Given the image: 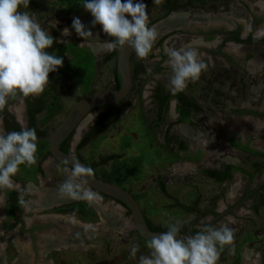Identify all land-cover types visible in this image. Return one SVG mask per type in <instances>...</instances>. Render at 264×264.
Returning <instances> with one entry per match:
<instances>
[{
    "label": "flooded vegetation",
    "instance_id": "flooded-vegetation-1",
    "mask_svg": "<svg viewBox=\"0 0 264 264\" xmlns=\"http://www.w3.org/2000/svg\"><path fill=\"white\" fill-rule=\"evenodd\" d=\"M233 1L162 0V16L165 15V18L170 13L176 12L174 15L180 16L179 22L175 25L164 24L168 27L166 26L167 28L158 34L152 52L146 57L147 60H135L132 50L130 56L132 84L128 95L116 103L100 105L97 108H102L103 111L108 107L123 109L135 97L139 99L146 97L150 114L149 118L145 119V124L148 131L158 137L161 148L176 157L183 166L198 169L205 177L220 185L216 194L205 200L206 203L203 205L199 204L202 198L200 194H196L188 204L178 201L176 205L185 212H192L194 217L175 223L181 225L180 230L192 233L187 236L195 235L205 228H218L226 224L233 230L234 239L221 251L217 264H264V129L254 128L252 125V120L256 118L259 122L264 120V108L236 106L230 113L240 119L234 123V126L231 125L228 134L224 129L225 122H222L225 142L222 145L210 137V130L207 127L201 125L196 128L192 125L195 118L200 115L203 118L205 108L210 109V97L214 99L211 96L213 93L219 94L220 97L223 95L222 89L214 88L217 85L222 86V83L212 80L210 67L214 66L219 70L223 66L221 71L229 73L231 81L236 80L232 87L239 92L234 90V94L239 93L240 96H244L247 87L248 57L256 55L264 58V7L260 13L250 11L248 17L210 16L213 14L210 9H222ZM235 2L244 10L249 9L247 0ZM172 15L165 19L168 20ZM158 19H149V26ZM49 32L54 38V44L46 51L59 57L63 55V62L66 61L67 41L58 38L57 29L51 28ZM167 38H170L171 46L175 49L188 47L195 49L198 58L207 65L198 81L189 82L187 88L176 95L172 94L171 86L167 87V81L164 80L166 78L170 80L172 75V69L167 63L169 58L164 50V41ZM248 43L254 45L259 43L261 47L248 50ZM62 45L65 48L62 49ZM110 52H114L111 57L115 56L116 69V49L107 52L102 59ZM261 69V72H264V64ZM70 79L69 71L60 67L56 72L50 73V84L44 93L10 99L3 110H0V134L20 131L23 125L34 128L38 139L46 138V129L37 124V117L48 109L50 103L57 102L69 92ZM259 79L253 87L257 88L262 96L264 80L262 76ZM114 80L115 76L109 88H114ZM80 96L82 95L76 99ZM237 99L235 98V101ZM242 115L249 119H242ZM262 126L264 127V124ZM249 129H253L251 134H248ZM74 130L69 133L70 137L67 141H63L64 137L60 143H64L66 148L65 150L62 148L64 151L80 157L76 145L88 128L81 134L74 148H71ZM199 130L200 136L203 137L200 140H198ZM211 145L219 147V150H213V147L210 148ZM48 158L56 160L49 152V145L47 150L36 158L35 163L37 176L44 180V185H49L41 189L45 193L36 194L30 182L17 173L13 177V189H0V264H14L13 261H16V264H30V261L34 264H49L48 253H53V250L66 246L81 251L87 245L90 247L98 244L88 240L86 233L83 232L86 228H91L94 222L97 223L96 219L81 221L79 219L81 215L78 218L75 215L66 217L62 213L63 208L58 212L45 211L55 205L52 196L50 197L49 183L54 176H47L48 168L44 166ZM210 159L217 161L211 163ZM184 175H182L183 179ZM157 180L159 185L160 181L163 183L161 178ZM21 194L28 203L27 208H22L18 204V197ZM55 220L68 224L70 229H62L64 225H57L59 223ZM74 220L76 223H73ZM112 221V218L108 220L109 223ZM22 252L24 255H21ZM50 257L53 264V254Z\"/></svg>",
    "mask_w": 264,
    "mask_h": 264
},
{
    "label": "rangeland",
    "instance_id": "rangeland-1",
    "mask_svg": "<svg viewBox=\"0 0 264 264\" xmlns=\"http://www.w3.org/2000/svg\"><path fill=\"white\" fill-rule=\"evenodd\" d=\"M235 1L237 0L222 9H210L211 14L213 13L210 16L248 17L250 11L257 13L263 11L264 0L257 2L247 0L248 10H244ZM76 2H72V0H57L53 2L30 0L29 8L21 7V11H26L29 15L34 16L48 31L51 29L48 28V25L53 22L56 23L54 29L59 32L58 38L67 41L68 58L63 62L61 68L69 71L71 75L69 92L57 102L50 103L48 109L37 117V124L46 129L47 137L37 140L38 150L36 158L40 157L44 150H47L50 133L75 99L91 90L109 87L114 78L115 56L107 60L102 59L107 52L111 51L106 47V42L85 41L72 28L73 18H79L84 9L82 7L83 0H77ZM134 2H143L147 5L149 19L159 18L154 24L152 23L149 26L155 27L158 34L168 27L164 25L166 24L164 23L166 21L165 18L176 13L172 12L164 18L165 15L162 16V0L158 4L154 3V0H134ZM225 12L227 13L225 14ZM65 28L70 30V36H63L62 33ZM171 44L170 38L165 39L164 50L173 48L174 46H171ZM96 45H101V48L97 49ZM259 47H261L259 43L255 45L247 44L248 50ZM134 57L135 60H147V58H138L135 52ZM263 64L264 58L262 57L259 58L256 55L248 57L246 62L247 87L245 88L244 96H240L239 93L237 95L234 94V90L239 92L238 89L232 87L236 80L231 81V75L221 71L223 66L219 70H216L214 66L210 67V76H213L212 80L222 83V86L217 85L214 88L222 89L223 95L221 97L219 94L213 93L211 95L214 99L210 97V109L205 108L203 118L200 115V117L194 119L195 121H192L193 127L199 128L201 125L207 127L210 130L212 139L220 145L225 144L221 124L225 122L224 129L228 134L231 125L234 126V123L240 119L237 115L230 113L236 106L264 108V95L261 96L257 88L253 87L254 83L260 80L259 77L262 76L264 80V72H261ZM250 79L253 81L251 82ZM164 80L167 81L166 86L170 87V80H167V78ZM235 98L238 99L235 101ZM148 109L146 97L140 99L135 97L129 105L122 109L120 115L113 123L79 148L77 152L87 163L96 162L101 156L113 153L114 157L105 163L94 165V171L105 179H113L115 183L129 190L146 215L154 222L168 225L174 221L180 222L191 219L194 214L185 212L176 203L182 201L188 204L196 194H200L202 198L199 204L203 205L206 203L205 200H209L210 196L216 194L215 192H217L216 190L220 185L205 177L198 169L190 167L188 169L183 166L176 157L171 156L161 148L160 144H158V137H155L146 127L145 119L149 118L150 114ZM102 111V108H95L85 115L74 130L71 148H74L81 134ZM225 111L228 114L230 113V115H226ZM241 118L246 119L247 117L242 115ZM252 121L254 128L264 129L262 126L264 120L259 122L256 118ZM252 130L249 129L248 134H251ZM198 133V140L203 139L200 136V130ZM254 142L255 140L253 144ZM210 148L219 150V147L217 148L215 145H211ZM216 156L215 154L214 157ZM214 161L210 159L211 163ZM44 166L48 168L49 173H47V176H54L49 183L51 186L50 197L52 196L55 204L45 211L58 212L63 208L62 213L66 217L75 215L78 218L81 215V218H79L81 221L95 219L98 221L97 223L94 222L91 228H86L83 231L86 233L88 240L98 244L90 247L87 245L81 251L69 249L66 246L62 249L53 250V253H48L50 259L47 261L49 264H52L51 254H53V264H139L141 255H150V250L147 248L149 240L142 238L136 231L129 210L124 204L100 192L103 201L98 205H90L86 201H71L72 199L62 198L59 194V186L67 179L65 169L70 168L52 158H48ZM184 173L187 175H184ZM17 175L30 182L38 195L42 194V192L45 193L41 189L49 186L44 185V180L37 176L35 164L30 166L26 164L20 165ZM182 175H184V179ZM158 178L162 179L165 191L158 184ZM85 186L89 187L87 184ZM93 190L96 191L95 189ZM57 204L58 206H56ZM111 218L113 221L109 223L108 220ZM55 222L59 224L54 223V225H64L62 229H70L68 224L60 220H55ZM135 245H139V250L136 258L132 259L130 258V252ZM21 255H24V253L22 252ZM13 263L16 264V261H13ZM30 264H34V262L30 261Z\"/></svg>",
    "mask_w": 264,
    "mask_h": 264
},
{
    "label": "clouds",
    "instance_id": "clouds-1",
    "mask_svg": "<svg viewBox=\"0 0 264 264\" xmlns=\"http://www.w3.org/2000/svg\"><path fill=\"white\" fill-rule=\"evenodd\" d=\"M159 2L154 0V3ZM29 5L30 0H0V110L17 96L44 93L50 84V73L63 66L61 57L46 51L54 44L50 32L34 16L21 11V7L27 9ZM82 7L94 17L92 26L101 25L103 32L112 38L106 41L109 50L129 46L140 59L152 52L158 33L155 27H149L147 5L143 2L83 0ZM49 27H56V23ZM72 28L85 41L93 36L78 17L73 18ZM62 34L70 36L71 32L65 28ZM166 55L172 69L173 95L183 92L189 82L198 81L207 68L191 47L169 48ZM37 139L36 130L23 125L20 131L0 134V189L14 188L13 177L20 165L36 163ZM72 161V167L65 169L67 179L59 186L60 196L86 201L90 205L100 204L103 201L101 194L85 186L86 178L95 175L94 170L74 156ZM18 204L22 208L28 207L23 194L18 197ZM180 228L179 223H169L166 232L153 237L147 243L150 255H141L139 264H217L221 251L234 239L233 230L226 224L177 239ZM138 250L139 245L133 246L130 258L135 259Z\"/></svg>",
    "mask_w": 264,
    "mask_h": 264
},
{
    "label": "water",
    "instance_id": "water-1",
    "mask_svg": "<svg viewBox=\"0 0 264 264\" xmlns=\"http://www.w3.org/2000/svg\"><path fill=\"white\" fill-rule=\"evenodd\" d=\"M42 1L53 2L57 0ZM79 18L85 25L86 30L90 29L93 33V36L89 38V41L98 42L111 38L103 32L101 25L92 26L94 17L90 12L83 9ZM131 52L132 49L129 46H125L123 48L118 47L116 49V72L119 76V86L117 88L105 87L89 91L76 99V101L59 120L51 132L48 141L49 152L57 161L71 168L73 163L72 158L74 156L81 164L88 167L79 157L71 152L64 151L59 146V143L64 137L77 128L82 119L92 108L112 102L116 103L128 95L132 84L130 71ZM86 179L88 180L87 185L89 187L118 200L127 207L134 228L143 238L150 241L153 237L166 232V230H153L148 227L140 204L133 194L126 188L117 183L102 179L96 175ZM178 235L177 239H184V237H186V235L181 233Z\"/></svg>",
    "mask_w": 264,
    "mask_h": 264
},
{
    "label": "trees",
    "instance_id": "trees-1",
    "mask_svg": "<svg viewBox=\"0 0 264 264\" xmlns=\"http://www.w3.org/2000/svg\"><path fill=\"white\" fill-rule=\"evenodd\" d=\"M77 1V0H76ZM75 0H72V2H76ZM77 3V2H76ZM61 48H65L63 45L61 46ZM114 52H110L107 56H105L104 59H108L109 57H111V55L113 54ZM61 58H63V55H61ZM114 76H115V80H114V85L113 87L114 88H117L119 86V76L116 72V69L114 71ZM92 91V90H91ZM97 107H100V106H96L95 108ZM122 109H119V108H115V109H112V108H107L105 111H103L101 114H99L98 116H96V118L94 119V121L88 126V130L84 133V135L82 136V138L80 139V141L77 143L76 145V148L79 149L81 148L84 144H86L88 141H90L91 139H93L94 137H96L98 134H100L101 132L104 131V129L109 126L111 123H113V121L118 117V115H120ZM72 133V132H71ZM70 133V134H71ZM68 134L63 141H67V139L70 137ZM61 148H63L64 150L66 149L65 148V145L64 143L62 144V142L59 144ZM112 157H114V154L113 153H110V154H106L104 156H101V158L98 160V161H93L91 163H87L80 155L79 158H81L83 160V162H85L88 167H91L93 169V166L96 165L97 163H105L107 160L111 159ZM94 170V169H93ZM95 175L102 178V179H105L104 177L100 176L96 171H94ZM105 180H108V179H105ZM108 181H111V182H114L115 181L113 179H109ZM160 187L163 191H165V186L164 184L160 181ZM129 191V190H128ZM88 207V205H86ZM144 214H145V211L143 210ZM145 221L148 225V227L150 229H153V230H168L167 229V225H164V224H161V223H155L152 219H150L146 214H145ZM172 223H175L172 222ZM181 234H185L186 236L187 235H190L192 233L188 232L187 230H180ZM142 237V236H141ZM143 238V237H142ZM145 239V238H144ZM147 240V239H146Z\"/></svg>",
    "mask_w": 264,
    "mask_h": 264
},
{
    "label": "bare ground",
    "instance_id": "bare-ground-1",
    "mask_svg": "<svg viewBox=\"0 0 264 264\" xmlns=\"http://www.w3.org/2000/svg\"><path fill=\"white\" fill-rule=\"evenodd\" d=\"M180 20V16L179 15H174L171 18H169L168 20H166L164 23L168 24V25H175L176 23H178ZM96 48H100V46H96Z\"/></svg>",
    "mask_w": 264,
    "mask_h": 264
}]
</instances>
